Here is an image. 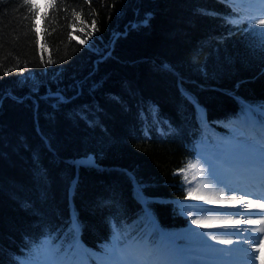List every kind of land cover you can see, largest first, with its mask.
I'll return each instance as SVG.
<instances>
[{
    "label": "trees",
    "instance_id": "16d2710c",
    "mask_svg": "<svg viewBox=\"0 0 264 264\" xmlns=\"http://www.w3.org/2000/svg\"><path fill=\"white\" fill-rule=\"evenodd\" d=\"M201 7L228 14L217 0H47L43 10L0 0V264L46 233L68 236L70 202L90 243L109 217L141 225L125 169L148 197H180L173 172L189 154L192 108L217 117L242 97L264 101L259 43ZM149 13L146 26L130 27ZM33 91L38 129L32 100L3 96ZM57 95L65 102L54 106ZM146 97L177 126L168 137L141 129ZM88 155L96 167L69 161ZM170 207L149 205L174 229L182 221Z\"/></svg>",
    "mask_w": 264,
    "mask_h": 264
},
{
    "label": "snow or ice",
    "instance_id": "6c2138e0",
    "mask_svg": "<svg viewBox=\"0 0 264 264\" xmlns=\"http://www.w3.org/2000/svg\"><path fill=\"white\" fill-rule=\"evenodd\" d=\"M27 2V0H26ZM218 3L230 6V13L226 16H221L220 13L214 10H208L203 7L198 11L202 16L209 18H221L226 23L234 26L236 31H243L247 36L251 37L259 43L260 50L264 54V0H217ZM151 19V14H146L144 19L139 23L131 24L130 27L146 26ZM95 21H93V25ZM246 25L244 28L240 26ZM259 24L261 27L256 28ZM83 43V41H81ZM49 63L53 61L49 60ZM64 98L56 96V105L63 104ZM195 103V101L193 100ZM199 108V105L197 104ZM158 111V110H157ZM200 111H203L200 109ZM235 151L244 155L245 165L254 174L259 173L264 176V136L258 140L250 142H240L235 146ZM89 163L81 166L96 167L94 157L85 158ZM188 168H196L198 164L189 163ZM137 196L143 202L146 212H150L149 205L152 200L147 196L144 189L137 184ZM76 182H73L71 191L74 193ZM223 196V193H220ZM259 200H264V194L258 197ZM254 201L244 202L243 196L237 198L231 196L221 204V207H235L238 203L240 207L235 213L229 214L226 221L219 226L225 228L239 229L241 223L245 224H264V203ZM208 203H214L209 200ZM204 211H212L205 209ZM233 216H239V219H232ZM253 216L258 219H252ZM217 217L199 216L192 219V223L198 224L201 227L211 228L216 225ZM246 230V229H245ZM83 231V225L79 220L78 213L72 218L68 236L63 242H58L57 237L49 234L45 240L36 243L31 250V256L26 257L23 264H236L239 256H245L248 259H260L259 256L253 257L248 250L253 244H258V237H249L244 239V244L248 248H218L210 244L206 237L211 235V239L219 244L234 245L239 241L232 239H223V236H234L239 234L238 231L225 233H196L192 232V236L199 239L200 247L186 252L175 245H169L161 241L156 243L151 236L146 238L133 239L131 235L123 236L122 230L117 226L110 234V239L100 248L99 252H94L84 246L80 235ZM251 231L264 232V228L251 229ZM251 240V243H249ZM255 251H259L257 247ZM16 264H21L17 261ZM264 264V260H261Z\"/></svg>",
    "mask_w": 264,
    "mask_h": 264
},
{
    "label": "bare ground",
    "instance_id": "6f19581e",
    "mask_svg": "<svg viewBox=\"0 0 264 264\" xmlns=\"http://www.w3.org/2000/svg\"><path fill=\"white\" fill-rule=\"evenodd\" d=\"M33 93H34V91L30 92V93H26V94H24V96L26 98H30V96ZM142 99H145V97H142ZM146 99L149 100V101H147V104H146L149 107V121H147L145 111L143 112V109H142L143 106L145 107V104H144L145 102L139 101V103H138L139 106L141 105L139 107V111H138V117H139L141 129L147 135L146 137L154 138V135H151L149 137V129H153V126H154L153 123L156 122L158 130L155 132V135H159L160 137H163V138L168 137L169 135H171L168 132L169 131L168 130L169 126H168V123L165 120H163V118L161 117L162 112L159 110L157 102L154 99H152V98L146 97ZM241 100L242 101H246L247 98H243L242 97ZM242 101H241V104L244 106ZM162 116H166V115L162 114ZM35 126L38 129V125H37L36 121H35ZM44 141H46V140H44ZM227 159H228V164L225 165V166H226V168H227V166L231 167V168L221 169V172L219 174H216V175L214 174L213 175V179H212V183H213V187H212L213 199H214V205H216V206H218V205L220 206L225 201H227L228 198L231 197V196H235L237 198L241 197L239 195V191L243 187H246V186L248 187L249 186L250 188L252 187V190H253L255 188V186L254 185L251 186V184L253 182V179H254L253 177L254 176L256 178H258V179L259 178H263L262 182L264 183V176L260 175L259 173L254 174L245 165V163H244L245 157H244V155L242 153H240L239 155L227 154ZM69 161L71 163L74 162V160H69ZM79 162L81 164L82 161H79ZM83 163H88V162H83ZM229 171H233V172H229ZM125 172L128 174V176L130 178V184L134 183V185H135V182H137L139 180V177H137L130 170L125 169ZM223 174H228L229 175L231 183L238 186L237 187L238 188L237 189L238 192L235 191L232 188L231 185L229 186V183L226 181L228 177H223L222 176ZM236 177L239 180H236ZM136 192H137V190H136ZM221 192L223 193V196H220ZM251 193H253L252 196H255L254 193H257V192H255V191L249 192L248 193L249 197H252ZM132 198L134 199L135 202L138 203V205L141 206V209L145 208L143 202L137 196V193H135L134 196H132ZM149 198L152 200V202L170 204L171 212L173 213V215L177 216L178 218L181 219V221H183V219H182V217L180 215V212H179L178 196H174V197L149 196ZM249 200L254 201L255 199L254 198H250ZM239 207H240V205L238 203L236 204L235 207H222V210L218 211V213L220 215H222L221 217H219V220L226 221V219L228 218L229 214L235 213ZM224 208H226L227 210L224 209ZM229 208H231V211L228 210ZM136 209H138V208H136ZM223 210L227 211V212L223 213ZM151 212L153 214V216L151 217V222L153 223L155 221V219H156V216H155V214H154V212L152 210H151ZM239 218H240L239 216H233L232 217V219H239ZM109 219H111V217H109L108 220ZM252 219H258V217L253 216ZM241 228H243L242 231L244 230L243 236L245 238H249L250 236H249L248 232L251 233V234H252V232H254V231H251V229L264 228V224H251L250 225V224L241 223V225L239 226V229H241ZM220 233H225V231L220 230ZM139 234L140 233L138 231H133V230H131L130 228H128L126 226L124 228L123 236H125V237H128L129 235H131L133 239H136ZM252 237H258V241H260V239H264V234H261V232H259V231H255V233H253ZM245 238L241 237L239 239L238 248H248V245L244 244V242H243ZM232 240H233V237H232ZM249 243H251V240H249ZM19 254H20V252H17V251L14 252L13 255H12L13 259L16 260V258L18 257ZM261 254L259 255L260 260H264V257H261ZM239 257H245V256L241 255Z\"/></svg>",
    "mask_w": 264,
    "mask_h": 264
},
{
    "label": "rangeland",
    "instance_id": "374dc122",
    "mask_svg": "<svg viewBox=\"0 0 264 264\" xmlns=\"http://www.w3.org/2000/svg\"><path fill=\"white\" fill-rule=\"evenodd\" d=\"M7 96V97H10V98H14L15 99V101H18V102H22V103H24V104H26V102H24V100H25V98H24V96H16V95H13V94H11V93H8V92H6V93H4L3 94V96ZM2 96V97H3ZM35 97H36V95H35ZM28 99H30V100H32L33 102H35V99L32 97V95L30 96V98H28ZM89 156H91V155H88V156H85V157H82V158H77V159H74L75 160V162H78L79 164H80V162L79 161H82V162H88L89 163V161H87L85 158L86 157H89ZM92 157V156H91ZM80 159V160H79ZM85 164V163H84ZM197 172L199 173V175H201L202 177L201 178H199L198 180H197V189H198V195H201L202 194V189H203V186H204V182H205V180H204V177H203V168H202V165H199L198 166V168H197ZM210 193V194H209ZM209 194V195H208ZM208 195V196H207ZM209 200H212L213 201V192H212V188H211V183H210V188L207 190V193H205V196H203L202 197V201L204 202V203H207V204H213V203H208V201ZM186 206H188V205H185L184 207H186ZM189 208V212L191 211V207L190 206H188ZM186 209V208H185ZM187 210V209H186ZM198 213H202L201 211H199ZM214 217H215V215H214ZM198 246L200 247V242H198Z\"/></svg>",
    "mask_w": 264,
    "mask_h": 264
},
{
    "label": "water",
    "instance_id": "95a60500",
    "mask_svg": "<svg viewBox=\"0 0 264 264\" xmlns=\"http://www.w3.org/2000/svg\"><path fill=\"white\" fill-rule=\"evenodd\" d=\"M73 163H75V161H74ZM78 164H79V163H78Z\"/></svg>",
    "mask_w": 264,
    "mask_h": 264
}]
</instances>
